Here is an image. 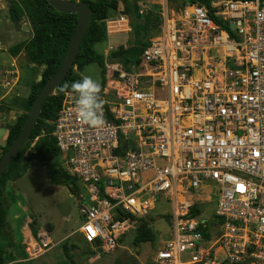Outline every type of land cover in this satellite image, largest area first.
Segmentation results:
<instances>
[{
	"label": "built area",
	"instance_id": "2783aa9c",
	"mask_svg": "<svg viewBox=\"0 0 264 264\" xmlns=\"http://www.w3.org/2000/svg\"><path fill=\"white\" fill-rule=\"evenodd\" d=\"M161 15L129 65L110 56L129 16L103 21L102 127L81 123L64 93L52 135L75 179L78 231L111 252L160 199L170 230L146 264H264V0H178ZM50 244L38 233L26 253Z\"/></svg>",
	"mask_w": 264,
	"mask_h": 264
},
{
	"label": "rangeland",
	"instance_id": "374dc122",
	"mask_svg": "<svg viewBox=\"0 0 264 264\" xmlns=\"http://www.w3.org/2000/svg\"><path fill=\"white\" fill-rule=\"evenodd\" d=\"M64 1V0H62ZM80 2L81 0H73ZM140 9L145 15L144 24L146 25V34L143 38L147 42L149 37L158 30L161 23V14L166 7L175 8L178 0H135ZM8 5V4H7ZM123 11L122 3H119L117 9L110 10V15L118 14ZM109 15V16H110ZM2 16L0 21V49H5L10 42L19 43L27 41L32 36L31 25L26 19L15 25L13 22L6 20ZM16 31V32H15ZM16 34V39L14 36ZM134 44L132 31L119 38H115L114 51L115 53L120 47L124 49ZM105 48V43L101 42L95 46L97 51ZM8 58L4 51L2 56ZM23 57V56H22ZM21 58V56H20ZM23 64L20 70L23 72L24 89L31 91V86L41 79L42 68L39 65L30 66L28 68L25 58L22 59ZM76 71V70H75ZM31 73V76H30ZM83 75H90L94 79L101 82L103 75L101 67L97 63H92L84 66L80 71ZM2 76L0 75V80ZM3 79V78H2ZM30 82V87L28 83ZM24 104L23 111L26 110L28 101ZM61 157L59 162H61ZM50 162V159L48 160ZM38 165L32 170L27 171L22 177L14 181L9 180L6 186L5 202L9 207L16 205V223L10 224V216L8 213L7 220L8 232L0 229V247L4 250L5 255L9 251L10 243H16V249L13 251L16 254V263L13 264H146L155 249L159 247L156 242H143L138 245L133 244L136 234H130L128 237L119 242L115 250L111 252L94 251L90 245L83 239L78 229L81 226V218L74 197L70 196L68 188L51 186L50 180L45 174V165ZM67 187V186H66ZM75 185L71 184L70 188ZM72 193V192H70ZM200 209L205 211L206 216H210L215 212L216 201L211 200L206 204H201ZM19 214V217H18ZM147 218L153 225L155 231V239L158 235H162L165 239L169 232V204L158 199L155 204V209L152 210ZM16 227V233L14 229ZM28 227L31 233L36 237L38 233L46 232L50 238L51 244L45 251L36 256L30 257L27 255V241L25 236L20 235L18 228ZM8 234V235H7ZM12 234V235H11ZM26 235L27 233L24 232ZM20 241H22L20 243ZM11 260L5 258L4 264H9Z\"/></svg>",
	"mask_w": 264,
	"mask_h": 264
},
{
	"label": "trees",
	"instance_id": "16d2710c",
	"mask_svg": "<svg viewBox=\"0 0 264 264\" xmlns=\"http://www.w3.org/2000/svg\"><path fill=\"white\" fill-rule=\"evenodd\" d=\"M91 11L87 29L82 38L79 52L62 82L57 85L55 92L46 97L43 102L37 124L32 130L23 148L12 160L6 171L0 178V228L6 224V208L3 203V194L6 183L11 179L22 177L29 169L44 164L47 178L54 184H63L70 188L75 184V179L70 176L59 162L60 152L52 135L54 123L60 110L64 93L72 92L69 88L63 93L59 91L65 82L69 84L79 80V71L88 64L97 63L101 67L103 75L104 57L95 50V45L105 41L103 21L110 15V10L117 9L119 3L123 5V13L129 16L132 24L134 44L126 49L120 47L113 57H117L124 65L138 61L144 46L146 34L144 14L139 13V6L135 0H81ZM194 1V0H191ZM207 3L209 0H202ZM8 17L15 25L22 19H26L31 25L32 36L23 43H18L9 49L10 53L25 52L27 60L41 66V79L31 86L27 107L16 119L9 129L5 145L0 152V158L9 145L20 133L28 116L30 106L42 89L45 82L52 77L61 67L72 43L77 25L76 13H63L54 9L46 0H8ZM76 70V71H75ZM36 160L34 162L33 160ZM50 159V162L48 160ZM149 218H141L138 221V229L133 240L134 245L139 243L156 241L155 232ZM5 255L0 248V264H4Z\"/></svg>",
	"mask_w": 264,
	"mask_h": 264
},
{
	"label": "crops",
	"instance_id": "0c3cea01",
	"mask_svg": "<svg viewBox=\"0 0 264 264\" xmlns=\"http://www.w3.org/2000/svg\"><path fill=\"white\" fill-rule=\"evenodd\" d=\"M7 1L8 0H0V21H1L2 16L6 17L7 18L6 20L9 21ZM30 32H31V30L28 31V34H30ZM30 38H31V36H30ZM14 39H16V34L14 36ZM14 42L15 43L10 42L5 49H3V50L0 49V75L3 78V79L1 78V80H0V152H1L2 147L6 143V139L8 136L9 129L13 126L17 117L23 112V109H24L23 107H24V104L26 101L25 99L28 96V92L24 89V85H23V81H22L23 72L20 70V66L23 64L22 59L25 58V60L27 61L28 68H30V66H36V64H32L27 60L24 51H21L18 54L10 53L9 49L11 47L15 46L16 44H18V43H16V41H14ZM23 42H25V41H20L19 43H23ZM0 44H1V42H0ZM4 51L7 53L8 58L4 59L2 57L4 54ZM103 52H104V48H103V50L100 51V53L103 54ZM20 56H21V58H20ZM5 71L15 73L12 75V76H14V75L15 76L13 77V81H12V84L10 87H6L3 84L4 78H5V75H4ZM78 73L80 75V71ZM30 76H31V73H30ZM80 78H81V75H80ZM28 87H30V82L28 83ZM40 166H42V165H40ZM30 170H32V168L29 169L28 171H30ZM11 181H14L16 183V179H11ZM7 184L8 183H6V186H7ZM51 186L52 187L55 186L56 188H59V187L68 188L63 184H54L52 182H51ZM68 191H69L70 196H72L69 188H68ZM5 192H6V187H5L4 194H3V203H4V206H5L6 211H7V213H6V224L3 228H0V229H3L6 232H8L9 231L8 227H6L8 224V220H7L8 213L10 216L9 222L11 225L16 223V217L17 216H16V205L14 206V204H13L12 207H9L8 206L9 203L6 204L5 199H6V197H8V195L5 196V194H6ZM18 217H19V214H18ZM22 230H23V235L25 236V239H30V240L34 239L35 236L33 235V233H31V231L29 230L28 227L27 228L26 227L25 228L24 227L18 228L20 235L22 234ZM14 232L16 233V227L14 229ZM24 232H26L27 234L25 235ZM44 233H46V232H44ZM21 242L22 241H20V243ZM9 249L10 250L7 251L8 258L11 260L9 262V264L16 263V254L13 251V249H16V243H10ZM3 252H4V250H3ZM7 254L5 255V253H4L5 258H7Z\"/></svg>",
	"mask_w": 264,
	"mask_h": 264
},
{
	"label": "water",
	"instance_id": "95a60500",
	"mask_svg": "<svg viewBox=\"0 0 264 264\" xmlns=\"http://www.w3.org/2000/svg\"><path fill=\"white\" fill-rule=\"evenodd\" d=\"M49 5H51L57 11L63 13H76L78 16L76 29L74 32V36L72 39V43L70 45L69 51L58 71L50 77L42 89L38 93V95L33 100L30 109L28 111L27 119L18 134L15 140L9 145L7 150L3 153L0 158V178L3 173L6 171L12 160L18 154V152L23 148L24 144L28 140L32 130L38 122L42 105L47 96L52 95L55 92L57 85H59L62 80L66 77L69 70L73 66V63L76 59V56L79 52L80 44L84 33L87 29L91 11L86 6L84 1L75 2L73 0H46ZM116 61L119 58L115 59ZM36 162V160H33Z\"/></svg>",
	"mask_w": 264,
	"mask_h": 264
},
{
	"label": "clouds",
	"instance_id": "9594fccd",
	"mask_svg": "<svg viewBox=\"0 0 264 264\" xmlns=\"http://www.w3.org/2000/svg\"><path fill=\"white\" fill-rule=\"evenodd\" d=\"M71 89L75 94V112L81 123L90 127H102L106 121L103 116L104 99L101 97V84L90 75H83L70 84L65 82L59 91Z\"/></svg>",
	"mask_w": 264,
	"mask_h": 264
}]
</instances>
